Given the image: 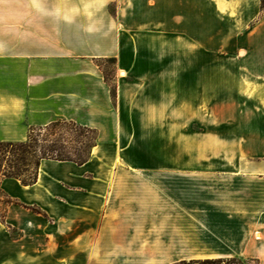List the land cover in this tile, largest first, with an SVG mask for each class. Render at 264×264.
Returning a JSON list of instances; mask_svg holds the SVG:
<instances>
[{
	"label": "crops",
	"instance_id": "obj_1",
	"mask_svg": "<svg viewBox=\"0 0 264 264\" xmlns=\"http://www.w3.org/2000/svg\"><path fill=\"white\" fill-rule=\"evenodd\" d=\"M170 1L175 12L152 23L137 0L122 22L108 0H0V141H25L57 120L98 133L82 164L42 159L28 185L0 173L10 199L0 264H264L262 0ZM151 31L207 33L195 35L198 47L241 54L208 59L206 72L168 71ZM233 81L246 102L224 93L222 102L195 103L199 113L223 114L209 115L206 133L188 131L193 104L184 97L216 85L231 91Z\"/></svg>",
	"mask_w": 264,
	"mask_h": 264
},
{
	"label": "rangeland",
	"instance_id": "obj_2",
	"mask_svg": "<svg viewBox=\"0 0 264 264\" xmlns=\"http://www.w3.org/2000/svg\"><path fill=\"white\" fill-rule=\"evenodd\" d=\"M169 2V0H168ZM172 3H175L177 1L173 0L170 1ZM148 4V6L151 8L148 10V14H150L152 19L150 18L152 23H159L160 15L166 14H172L175 12V7H169L165 5L166 0H137V6L140 9H144L145 4ZM132 4V0H108L107 2V8L109 13L114 16L120 18L122 22L123 15L121 13H124L128 5ZM137 7V8H138ZM191 10V9H189ZM178 11H182V9H178ZM155 20V21H154ZM198 33H184V32H158V31H151L147 33V38L149 40V43L152 49H158L161 48L163 54H167L168 59V71H177V72H186V73H195V71L200 72H206L209 71L207 68V64L205 62L208 61V59L211 60H219L222 57H230V56H238L241 54V51H238V49H224V48H206V47H198L197 43L195 42V35ZM207 33H200L201 40H203V37L206 39ZM213 36V35H211ZM156 45V47H155ZM156 53V50H155ZM155 55V54H154ZM154 57V56H153ZM163 57V56H162ZM200 61V63H196V60ZM103 63V69L105 74L111 79V82H113V77L116 74V66L115 62L111 61V58L105 59L102 61ZM218 64L214 65V68L210 69L211 71H219L222 69L218 68ZM229 67H231V70H236L234 68L233 64H229ZM235 81H233V86L231 87L232 90L224 91L223 87H220L216 85V87H212V89L208 90L207 87L200 89L198 94L195 95V101L192 99L191 95L185 96L184 100L188 101L190 104H193V110L186 112L184 116V121L189 123V126L186 128L188 131H194L197 134L206 133L208 131V119L210 116L215 115H221L223 113L216 112V113H209L208 111H195V105L196 104H207L209 99L215 98L216 102H222L224 96L223 94H229L230 93V99L231 103H243V98L239 95V92L235 91ZM210 93V94H209ZM190 94V93H189ZM198 96V97H197ZM188 98V99H187ZM193 100V102H192ZM199 100V101H198ZM196 103V104H195ZM210 115V116H209ZM193 121V122H192ZM222 132L228 131V129L219 128ZM234 131V129H232ZM39 138H43L42 135L39 136ZM185 150H190L192 143H186L183 145ZM195 150V140H194V148ZM10 199L6 196V194L0 189V214H5V202L9 201ZM180 264V263H177ZM197 264V263H193ZM236 264H239L238 262Z\"/></svg>",
	"mask_w": 264,
	"mask_h": 264
},
{
	"label": "trees",
	"instance_id": "obj_3",
	"mask_svg": "<svg viewBox=\"0 0 264 264\" xmlns=\"http://www.w3.org/2000/svg\"><path fill=\"white\" fill-rule=\"evenodd\" d=\"M264 10V0H262ZM111 61L115 62L114 58ZM113 96L116 91L113 87ZM42 135L43 138H39ZM97 130L72 120H57L48 125L30 129L25 141H0V173L4 177L19 179L22 184L36 182L42 159L86 162L97 144ZM5 220V215L0 214ZM243 264L238 259L207 258L180 264Z\"/></svg>",
	"mask_w": 264,
	"mask_h": 264
},
{
	"label": "bare ground",
	"instance_id": "obj_4",
	"mask_svg": "<svg viewBox=\"0 0 264 264\" xmlns=\"http://www.w3.org/2000/svg\"><path fill=\"white\" fill-rule=\"evenodd\" d=\"M123 71V70H122Z\"/></svg>",
	"mask_w": 264,
	"mask_h": 264
}]
</instances>
